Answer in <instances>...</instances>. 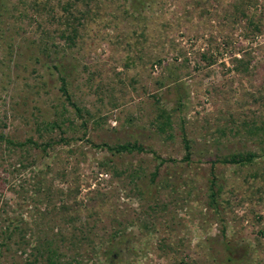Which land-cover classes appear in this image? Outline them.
I'll list each match as a JSON object with an SVG mask.
<instances>
[{
    "label": "rangeland",
    "instance_id": "1",
    "mask_svg": "<svg viewBox=\"0 0 264 264\" xmlns=\"http://www.w3.org/2000/svg\"><path fill=\"white\" fill-rule=\"evenodd\" d=\"M0 134V264H264V0H0Z\"/></svg>",
    "mask_w": 264,
    "mask_h": 264
},
{
    "label": "trees",
    "instance_id": "2",
    "mask_svg": "<svg viewBox=\"0 0 264 264\" xmlns=\"http://www.w3.org/2000/svg\"><path fill=\"white\" fill-rule=\"evenodd\" d=\"M68 4V3H67ZM65 4V5H67ZM67 6H65L66 9ZM68 9V8H67ZM65 28L66 30H60V35L65 36L68 40L73 41V38L76 35V27L75 25L69 23L68 21L65 22ZM53 69H55L58 72V79L60 82L59 90L61 91V94L63 95L65 101L73 106V108L78 111V108L75 106V104L71 101L70 94L68 93L67 87H66V74L64 68L61 67L60 62H56L52 65ZM161 117V115H160ZM168 117L165 115L163 122H161L162 125L167 124ZM161 128V126H159ZM0 139L6 140L8 143L13 144L14 142L10 141L9 139H5L3 135L0 134ZM25 143H31L34 144L31 139H27ZM184 149L185 154L182 159L188 160L189 156V145L184 141ZM18 145H21V143H17ZM104 147L111 152L114 153H120V152H141L144 150V148L137 144L136 141L133 142H123L118 143L113 146H107L104 145ZM257 156L256 152L251 151H235L231 152L230 154L224 156L223 158L217 159V161L222 163H230V164H244L251 162L255 157ZM165 161L164 159H160L159 163H162ZM153 175H156V170L153 172ZM210 188H209V199L213 203L214 207L216 208L215 203V196L219 192V188L213 189L215 187L214 181H210ZM208 242V250L209 254L212 257V259L218 263V264H244L247 260V250L245 247H242L241 252L237 250L232 244H230L226 240H219L216 241L212 238L207 239ZM110 263L113 260V256H110ZM47 264H55V262L51 259H48Z\"/></svg>",
    "mask_w": 264,
    "mask_h": 264
}]
</instances>
